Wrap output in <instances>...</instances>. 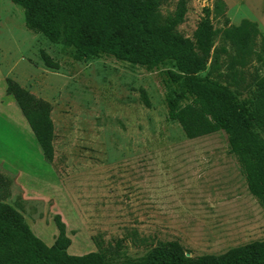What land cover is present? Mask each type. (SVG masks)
<instances>
[{"label":"rangeland","instance_id":"rangeland-1","mask_svg":"<svg viewBox=\"0 0 264 264\" xmlns=\"http://www.w3.org/2000/svg\"><path fill=\"white\" fill-rule=\"evenodd\" d=\"M224 1L229 26L250 19L249 7ZM176 2L164 4L163 14L172 13ZM215 4L190 0L178 31L194 39L204 8L214 11ZM211 18L216 29L226 27L225 18ZM42 52L59 69L46 66ZM163 71L110 56L75 61L61 45L28 30L21 7L0 0V149L4 159H14L6 202L22 210L48 246L59 234L57 215L66 224L72 255L97 251L95 238L121 242L134 258L170 241L198 257L264 240V208L250 193L227 135L187 138L169 119ZM8 77L50 104L53 164L6 94Z\"/></svg>","mask_w":264,"mask_h":264},{"label":"trees","instance_id":"trees-1","mask_svg":"<svg viewBox=\"0 0 264 264\" xmlns=\"http://www.w3.org/2000/svg\"><path fill=\"white\" fill-rule=\"evenodd\" d=\"M10 1L23 9L28 30L61 45L75 61L110 56L148 71L162 68L169 119L189 139L223 131L250 193L264 208V34L256 22L243 19L229 26L228 6L216 0L214 11L204 8L191 39L178 31L190 0H177L167 15L162 7L172 0ZM213 13L225 18V28L214 27ZM42 58L49 68L59 69L45 52ZM6 94L15 99L45 160L53 164L50 104L10 77ZM141 95L150 107L147 92ZM12 185L13 179L0 171V264H264V240L198 257H189L180 242L170 241L134 258L122 251L121 242L95 238L97 251L72 255L62 217H55L59 234L48 246L35 235L22 210L6 202Z\"/></svg>","mask_w":264,"mask_h":264},{"label":"crops","instance_id":"crops-1","mask_svg":"<svg viewBox=\"0 0 264 264\" xmlns=\"http://www.w3.org/2000/svg\"><path fill=\"white\" fill-rule=\"evenodd\" d=\"M235 5L244 6L246 9L249 7V11L247 10V16L250 18L249 20L256 22L264 34V4H262V0H234ZM1 109V107H0ZM13 154L7 155L4 159V156L0 149V170L5 175L11 177L13 175V171L11 169V163L14 160Z\"/></svg>","mask_w":264,"mask_h":264}]
</instances>
